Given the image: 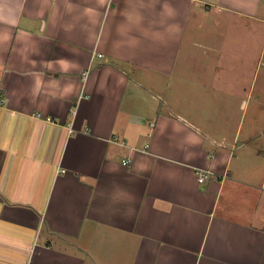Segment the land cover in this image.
<instances>
[{"label": "crops", "instance_id": "1", "mask_svg": "<svg viewBox=\"0 0 264 264\" xmlns=\"http://www.w3.org/2000/svg\"><path fill=\"white\" fill-rule=\"evenodd\" d=\"M195 14L264 72V0H0V264H264V118L187 101L243 92Z\"/></svg>", "mask_w": 264, "mask_h": 264}, {"label": "rangeland", "instance_id": "2", "mask_svg": "<svg viewBox=\"0 0 264 264\" xmlns=\"http://www.w3.org/2000/svg\"><path fill=\"white\" fill-rule=\"evenodd\" d=\"M209 16H201L199 15L198 18L193 16V19L189 26V31L187 33V38L185 41V44L187 42H191L195 38H200V40L208 39L209 37L216 36L218 38V45L221 43L222 50L224 51L225 56V62L227 64L226 66L221 68L219 71L221 73L216 78L213 77V80H217L219 82V86H222L225 89H242V93H237L236 99L235 97H229L226 91H222L219 93L216 87H214L212 84H210L211 90L206 92H197L196 88L199 86L198 84L195 85H188V89H191L195 92H186L185 96H187V101L191 102L193 105H201V111H208L211 112L212 104L216 102V98L218 102L220 101V97L222 98H229L232 101L237 100L238 104L239 102L245 98L248 99L252 104L251 108L249 109L248 113L245 115L246 122L256 119V118H264V72L263 67L261 65H258V60H254L253 69L251 70V66L253 63V60H249L246 63H241L240 60H238V57L233 55L234 51H232L236 46L232 45L233 41H229L226 44L224 43V39L227 41L229 38L233 39V37H238L241 39H244V37H249L250 30L246 29V27H223L220 30H216L213 28V25L209 22L211 20H208ZM250 19H244L240 24H244L245 26L251 25ZM204 23V25H201ZM213 23V22H212ZM209 24V25H208ZM201 25V26H200ZM204 26V27H203ZM214 31V32H213ZM254 31L256 32V28H254ZM251 35V34H250ZM243 44V42H241ZM259 49L258 53L257 50ZM261 49L258 44L254 45V54L256 53L257 57H260L261 55ZM201 51L200 48L195 47L191 52L196 54ZM223 53V52H222ZM233 53V54H232ZM222 57V58H223ZM236 62V66H234ZM193 63V61L191 62ZM219 63V62H218ZM239 73L241 75H244L240 77ZM210 79V78H209ZM244 81L247 82V86L244 85L241 87V83H244ZM211 93V94H209ZM161 95V94H160ZM163 97V94L161 95ZM175 96H181V93L179 90H177ZM182 103L177 102V106H180ZM203 104V105H202ZM241 114L238 115L233 114L232 118L235 120H239ZM236 124L234 125H226L223 126V129H226V134L232 133L236 129ZM256 131H253L255 133ZM252 139H255V136H252Z\"/></svg>", "mask_w": 264, "mask_h": 264}, {"label": "built area", "instance_id": "3", "mask_svg": "<svg viewBox=\"0 0 264 264\" xmlns=\"http://www.w3.org/2000/svg\"><path fill=\"white\" fill-rule=\"evenodd\" d=\"M97 56H99V57H103L102 54H98ZM87 75H88V71L85 72V76H87ZM130 161H131L130 159H127V160L125 161V163H128V162H130ZM197 175H198V180H199V181L203 182V181L205 180V175H204L203 172L199 171V172H197Z\"/></svg>", "mask_w": 264, "mask_h": 264}]
</instances>
